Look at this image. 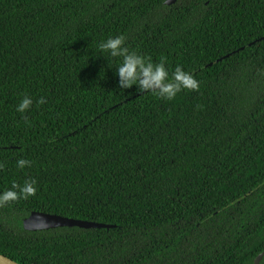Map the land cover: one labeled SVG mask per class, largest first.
Wrapping results in <instances>:
<instances>
[{"label": "trees", "instance_id": "trees-1", "mask_svg": "<svg viewBox=\"0 0 264 264\" xmlns=\"http://www.w3.org/2000/svg\"><path fill=\"white\" fill-rule=\"evenodd\" d=\"M167 1L0 0V191L37 181L0 206L1 255L254 264L264 252V0ZM119 35L199 90H121L122 58L99 49ZM34 212L110 228L27 231Z\"/></svg>", "mask_w": 264, "mask_h": 264}, {"label": "clouds", "instance_id": "clouds-1", "mask_svg": "<svg viewBox=\"0 0 264 264\" xmlns=\"http://www.w3.org/2000/svg\"><path fill=\"white\" fill-rule=\"evenodd\" d=\"M124 45L125 37L123 35L108 37L99 44L101 53L113 58H122L116 66L115 72L121 90L130 89L136 85L137 92L151 91L166 100L174 99L182 90H199V81L191 72L185 71L182 66L177 65L170 75L163 60L154 63L150 57L141 55L135 50L130 51ZM103 56L105 57V55ZM108 66L111 67L109 63ZM38 103L43 104L44 98L41 97ZM32 104L33 99L24 95L16 105V111L24 113L30 109ZM16 163L17 167L21 169L31 165V161L23 158L18 159ZM2 167L3 165L0 164V168ZM36 192L37 181L35 179L25 180L22 185L13 182L11 188L0 191V206L20 199H28L35 196Z\"/></svg>", "mask_w": 264, "mask_h": 264}, {"label": "water", "instance_id": "water-1", "mask_svg": "<svg viewBox=\"0 0 264 264\" xmlns=\"http://www.w3.org/2000/svg\"><path fill=\"white\" fill-rule=\"evenodd\" d=\"M178 0H168L167 5L175 4ZM23 227L27 231L39 232L47 231L58 228H80V229H104L110 228V226L104 224H98L94 222H86L81 220H74L64 218L57 215L45 214V213H32L23 222ZM264 257V252L260 254L254 264H259ZM0 264H18L14 260L0 254Z\"/></svg>", "mask_w": 264, "mask_h": 264}]
</instances>
